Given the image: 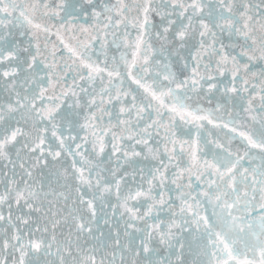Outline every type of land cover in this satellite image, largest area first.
<instances>
[{
  "label": "water",
  "instance_id": "water-1",
  "mask_svg": "<svg viewBox=\"0 0 264 264\" xmlns=\"http://www.w3.org/2000/svg\"><path fill=\"white\" fill-rule=\"evenodd\" d=\"M0 264H264V0H0Z\"/></svg>",
  "mask_w": 264,
  "mask_h": 264
}]
</instances>
